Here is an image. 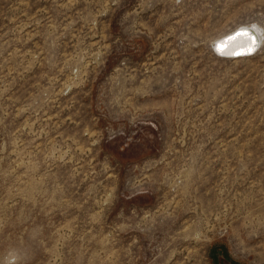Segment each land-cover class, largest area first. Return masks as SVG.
Instances as JSON below:
<instances>
[{"label": "rangeland", "instance_id": "374dc122", "mask_svg": "<svg viewBox=\"0 0 264 264\" xmlns=\"http://www.w3.org/2000/svg\"><path fill=\"white\" fill-rule=\"evenodd\" d=\"M0 264H264V0H0Z\"/></svg>", "mask_w": 264, "mask_h": 264}, {"label": "bare ground", "instance_id": "6f19581e", "mask_svg": "<svg viewBox=\"0 0 264 264\" xmlns=\"http://www.w3.org/2000/svg\"><path fill=\"white\" fill-rule=\"evenodd\" d=\"M237 28L223 36H218L214 39L213 46L216 48L215 50H218L219 54H221L222 56L230 55L233 50H235V54H240L242 52L249 51V49H251V52H253L254 49L257 48L259 37L257 36L256 32L253 30L246 32L243 30H239L238 32L233 34V32ZM255 51L253 52V54L255 53Z\"/></svg>", "mask_w": 264, "mask_h": 264}, {"label": "snow or ice", "instance_id": "6c2138e0", "mask_svg": "<svg viewBox=\"0 0 264 264\" xmlns=\"http://www.w3.org/2000/svg\"><path fill=\"white\" fill-rule=\"evenodd\" d=\"M243 34H247V33H243ZM249 51H251V49H249Z\"/></svg>", "mask_w": 264, "mask_h": 264}, {"label": "clouds", "instance_id": "9594fccd", "mask_svg": "<svg viewBox=\"0 0 264 264\" xmlns=\"http://www.w3.org/2000/svg\"><path fill=\"white\" fill-rule=\"evenodd\" d=\"M216 49V48H215Z\"/></svg>", "mask_w": 264, "mask_h": 264}]
</instances>
